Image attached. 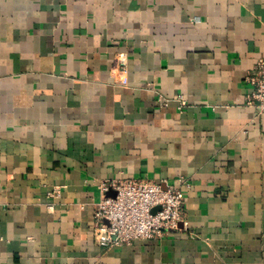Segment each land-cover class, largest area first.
Here are the masks:
<instances>
[{"label": "crops", "instance_id": "obj_1", "mask_svg": "<svg viewBox=\"0 0 264 264\" xmlns=\"http://www.w3.org/2000/svg\"><path fill=\"white\" fill-rule=\"evenodd\" d=\"M259 57L264 0H0V264H264ZM125 179L181 188V230L98 246Z\"/></svg>", "mask_w": 264, "mask_h": 264}, {"label": "built area", "instance_id": "obj_2", "mask_svg": "<svg viewBox=\"0 0 264 264\" xmlns=\"http://www.w3.org/2000/svg\"><path fill=\"white\" fill-rule=\"evenodd\" d=\"M249 87L245 105L264 115V57L255 61L244 77ZM162 107L173 101L182 112V96L160 99ZM100 199L94 210V238L102 248L131 246L136 240L159 239L179 232L185 224V200L181 188L149 180H105L98 183ZM114 195V196H113ZM59 196L54 189L48 197Z\"/></svg>", "mask_w": 264, "mask_h": 264}, {"label": "water", "instance_id": "obj_3", "mask_svg": "<svg viewBox=\"0 0 264 264\" xmlns=\"http://www.w3.org/2000/svg\"><path fill=\"white\" fill-rule=\"evenodd\" d=\"M114 196V195H113Z\"/></svg>", "mask_w": 264, "mask_h": 264}]
</instances>
